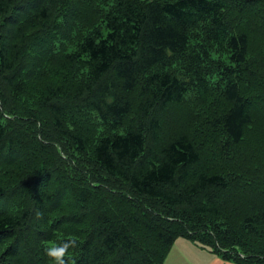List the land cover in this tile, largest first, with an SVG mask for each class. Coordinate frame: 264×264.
<instances>
[{"label": "trees", "instance_id": "16d2710c", "mask_svg": "<svg viewBox=\"0 0 264 264\" xmlns=\"http://www.w3.org/2000/svg\"><path fill=\"white\" fill-rule=\"evenodd\" d=\"M264 264V0H0V264Z\"/></svg>", "mask_w": 264, "mask_h": 264}, {"label": "rangeland", "instance_id": "374dc122", "mask_svg": "<svg viewBox=\"0 0 264 264\" xmlns=\"http://www.w3.org/2000/svg\"><path fill=\"white\" fill-rule=\"evenodd\" d=\"M179 239H183V240L189 241L192 244V247L189 248V249L183 248L184 251H185V256L184 255H180L179 257L176 258V260H175V262L173 264H187V262H186L187 259L189 260V262L191 264H196L192 254H191V252H193L194 254H196L197 257H199V255L196 253V251H199V252L205 251L206 254L208 255V256L201 255L200 258L197 261V264H215L216 263V259H214L212 256L222 258L220 256V253H218L217 249L215 247H213L212 244H210V243H204L203 244L200 241H198L197 237L195 239H192V238H189V237L181 236V237L177 238L173 244L176 245L177 244L176 242ZM223 264H224V262H223Z\"/></svg>", "mask_w": 264, "mask_h": 264}, {"label": "crops", "instance_id": "0c3cea01", "mask_svg": "<svg viewBox=\"0 0 264 264\" xmlns=\"http://www.w3.org/2000/svg\"><path fill=\"white\" fill-rule=\"evenodd\" d=\"M176 243H177L176 245L173 244V246L171 248V251L169 252V254L167 256L165 264H173L177 257H179L180 255H184L185 256V251H184L183 248L189 249V248L192 247V244L189 241H187V240L179 239ZM196 253L199 255V257H197L196 254L191 252L196 264H197V261H198V259L200 258L201 255L208 256L205 251H202V252L196 251ZM212 257L214 259H216V263L215 264H223V262H224V264H237L234 261L224 260L222 258L215 257V256H212ZM186 262H187V264H191L188 259H187Z\"/></svg>", "mask_w": 264, "mask_h": 264}, {"label": "clouds", "instance_id": "9594fccd", "mask_svg": "<svg viewBox=\"0 0 264 264\" xmlns=\"http://www.w3.org/2000/svg\"><path fill=\"white\" fill-rule=\"evenodd\" d=\"M71 241L59 245H49L45 248V254L49 256L56 264H68L70 258L69 249L74 247Z\"/></svg>", "mask_w": 264, "mask_h": 264}]
</instances>
